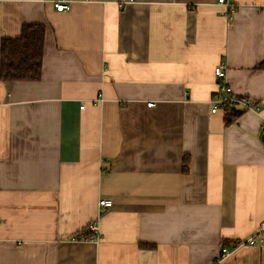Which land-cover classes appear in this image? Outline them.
I'll list each match as a JSON object with an SVG mask.
<instances>
[{
	"label": "crops",
	"instance_id": "obj_1",
	"mask_svg": "<svg viewBox=\"0 0 264 264\" xmlns=\"http://www.w3.org/2000/svg\"><path fill=\"white\" fill-rule=\"evenodd\" d=\"M217 2L0 0V41L45 29L40 79L0 81V264H213L257 228L264 0ZM219 65L259 113H211ZM93 221L97 243H69Z\"/></svg>",
	"mask_w": 264,
	"mask_h": 264
},
{
	"label": "built area",
	"instance_id": "obj_2",
	"mask_svg": "<svg viewBox=\"0 0 264 264\" xmlns=\"http://www.w3.org/2000/svg\"><path fill=\"white\" fill-rule=\"evenodd\" d=\"M49 3L52 8L56 12H66L69 11L70 6L72 3H88L90 0H45ZM219 5L225 6L228 9L229 14L234 13L235 5L234 0H218L217 2ZM223 66L219 65L214 68L213 74L220 81L218 84V90L216 93L211 97L210 104H211V113L215 114L217 110L222 107L223 105L233 106V105H240L245 111L259 113L260 109L257 105L253 104L249 99L239 96L234 97L231 94V88L225 83L224 81V73H223ZM101 101V94L98 95V98L95 102ZM152 106V103L148 104ZM80 108H83L81 106ZM260 132L261 136L264 137V116H260ZM98 208L105 209L111 206V201L109 200H101L98 202ZM99 239V227L98 222L93 221L89 224L87 230L85 232L78 233L72 236L69 239V243L76 244V243H97ZM243 246H264V219L260 221L257 228L246 238H241L235 240V242L231 246H224L221 247L218 254L214 257L213 264H220L223 260L228 258L233 254L235 250L241 248Z\"/></svg>",
	"mask_w": 264,
	"mask_h": 264
},
{
	"label": "trees",
	"instance_id": "obj_3",
	"mask_svg": "<svg viewBox=\"0 0 264 264\" xmlns=\"http://www.w3.org/2000/svg\"><path fill=\"white\" fill-rule=\"evenodd\" d=\"M44 33L43 25L23 24L17 38L0 41V81L35 82L40 79ZM222 107L228 108V105ZM147 247L154 248L153 245Z\"/></svg>",
	"mask_w": 264,
	"mask_h": 264
},
{
	"label": "water",
	"instance_id": "obj_4",
	"mask_svg": "<svg viewBox=\"0 0 264 264\" xmlns=\"http://www.w3.org/2000/svg\"><path fill=\"white\" fill-rule=\"evenodd\" d=\"M261 140L264 141V137L263 136L261 137Z\"/></svg>",
	"mask_w": 264,
	"mask_h": 264
}]
</instances>
